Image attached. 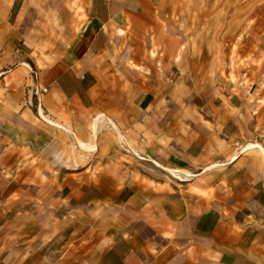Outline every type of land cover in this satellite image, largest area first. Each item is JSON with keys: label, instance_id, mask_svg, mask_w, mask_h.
<instances>
[{"label": "crops", "instance_id": "crops-1", "mask_svg": "<svg viewBox=\"0 0 264 264\" xmlns=\"http://www.w3.org/2000/svg\"><path fill=\"white\" fill-rule=\"evenodd\" d=\"M166 4L0 0V264H264V64Z\"/></svg>", "mask_w": 264, "mask_h": 264}, {"label": "rangeland", "instance_id": "rangeland-1", "mask_svg": "<svg viewBox=\"0 0 264 264\" xmlns=\"http://www.w3.org/2000/svg\"><path fill=\"white\" fill-rule=\"evenodd\" d=\"M166 2L165 18L172 15L164 29L180 28L186 46L191 34L219 64L234 68L238 61L250 57L264 64V0Z\"/></svg>", "mask_w": 264, "mask_h": 264}]
</instances>
